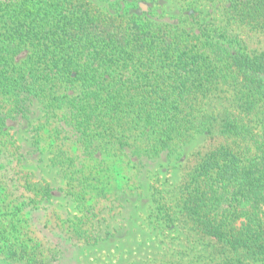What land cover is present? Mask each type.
<instances>
[{
	"label": "trees",
	"instance_id": "16d2710c",
	"mask_svg": "<svg viewBox=\"0 0 264 264\" xmlns=\"http://www.w3.org/2000/svg\"><path fill=\"white\" fill-rule=\"evenodd\" d=\"M218 2L224 21L174 24L108 1L0 0V262L57 260L23 212L50 196L22 170L44 148L84 207L65 235L97 246L124 231L129 198L142 196L135 178L149 165L158 176L162 159L204 135L175 199L151 188L158 237L212 247L207 264H264V49L228 29L264 31V0ZM17 119L31 126L29 149L8 131ZM176 255L156 264H182Z\"/></svg>",
	"mask_w": 264,
	"mask_h": 264
},
{
	"label": "rangeland",
	"instance_id": "374dc122",
	"mask_svg": "<svg viewBox=\"0 0 264 264\" xmlns=\"http://www.w3.org/2000/svg\"><path fill=\"white\" fill-rule=\"evenodd\" d=\"M92 1L100 5H106L107 1L111 4L117 3L121 12L137 14L145 11L146 14L152 15L154 18H160L174 24L185 19L186 24H195L205 14H208L210 18H215L218 22L222 19L224 21L222 6L218 0ZM228 29L233 34H237L249 50L260 51L264 49V31L250 30L247 27L236 25L229 26ZM38 116L41 114H37L33 119ZM8 123V131L15 134L18 143L25 149L31 148L32 142L29 133L31 126L27 124L28 122L17 119ZM207 145L208 138H205L204 135H197L194 141L180 151L178 157L172 156L170 160L162 159L159 162L163 166L159 170L158 176L155 175L158 172L157 167L155 168L156 165L146 167L145 169H150L152 172L146 175L147 171H144V174L135 178L139 186L138 191L142 193V196L133 194L129 198L130 203L126 204L123 210V216H128V219L123 220V224L126 226L121 236L102 241L97 246L83 244L75 246L74 242L79 241H75L76 238H72L69 233L65 235L66 229L64 228L78 221L84 207L81 201L76 200L71 195L70 190L66 191L70 171L64 172L60 167L52 166L50 163L52 154L48 152L47 148H44V152L40 155L42 158L40 162L34 161L33 164H26L22 167V170L32 172L37 179L47 181L51 188L50 196L44 198L41 205L33 207L30 200L26 201L27 206L24 205L23 212L24 219L28 220L27 227L41 242H47L48 246L55 248L57 260L51 264H156L158 260H169L176 253L177 258L181 257L180 263L182 264H189L185 261H191L193 264H197V262L207 264L211 259L210 256L213 257L212 247L202 251L201 248L204 249V244L196 242L195 245L198 244V247L189 250L193 244L190 238L187 237L184 240L186 242L185 247L181 245L182 237L185 238V235H180L169 243L168 241L172 239V236L165 238L164 241L158 237L159 231L155 229V223H153L152 210L154 205L151 198L153 190L151 188L155 187L164 189L165 198L168 201H173L183 174L195 163L199 152L207 150ZM124 175H126L125 177H132L127 173V170L126 173L122 174V176ZM117 180L120 184L117 181L115 184L120 186L127 179L119 177ZM163 181L164 186H161ZM183 252L187 254L184 256ZM200 252L203 253L200 254ZM202 254L203 256H200ZM0 264L4 263L0 262Z\"/></svg>",
	"mask_w": 264,
	"mask_h": 264
}]
</instances>
